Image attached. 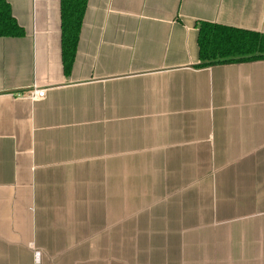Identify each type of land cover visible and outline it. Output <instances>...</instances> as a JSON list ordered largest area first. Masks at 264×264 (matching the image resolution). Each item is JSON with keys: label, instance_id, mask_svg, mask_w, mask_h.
Returning a JSON list of instances; mask_svg holds the SVG:
<instances>
[{"label": "crops", "instance_id": "crops-1", "mask_svg": "<svg viewBox=\"0 0 264 264\" xmlns=\"http://www.w3.org/2000/svg\"><path fill=\"white\" fill-rule=\"evenodd\" d=\"M7 2L0 264H264V59L196 43L264 0H86L67 75L59 0Z\"/></svg>", "mask_w": 264, "mask_h": 264}, {"label": "trees", "instance_id": "trees-1", "mask_svg": "<svg viewBox=\"0 0 264 264\" xmlns=\"http://www.w3.org/2000/svg\"><path fill=\"white\" fill-rule=\"evenodd\" d=\"M86 0H59L60 60L70 71ZM23 30L13 18L7 0H0V36L19 37ZM198 65L264 59V33L200 21L196 31Z\"/></svg>", "mask_w": 264, "mask_h": 264}, {"label": "built area", "instance_id": "built-area-1", "mask_svg": "<svg viewBox=\"0 0 264 264\" xmlns=\"http://www.w3.org/2000/svg\"><path fill=\"white\" fill-rule=\"evenodd\" d=\"M44 89H33L29 92L28 96L32 99L43 97Z\"/></svg>", "mask_w": 264, "mask_h": 264}]
</instances>
